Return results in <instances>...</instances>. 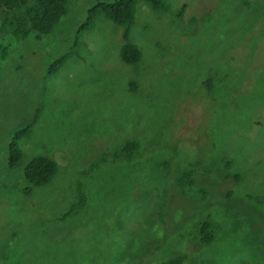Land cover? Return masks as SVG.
<instances>
[{
  "label": "rangeland",
  "instance_id": "obj_1",
  "mask_svg": "<svg viewBox=\"0 0 264 264\" xmlns=\"http://www.w3.org/2000/svg\"><path fill=\"white\" fill-rule=\"evenodd\" d=\"M115 1L68 0L51 35L0 39V264H264V0H140L131 65L122 26L81 31ZM35 117L11 169L9 145ZM129 141L141 158L112 160ZM37 156L58 169L26 196ZM86 169V205L63 219Z\"/></svg>",
  "mask_w": 264,
  "mask_h": 264
},
{
  "label": "trees",
  "instance_id": "obj_2",
  "mask_svg": "<svg viewBox=\"0 0 264 264\" xmlns=\"http://www.w3.org/2000/svg\"><path fill=\"white\" fill-rule=\"evenodd\" d=\"M140 0H116L113 3H97L88 13L87 23L81 31H91L97 20L101 17L116 25L122 26L124 44L121 48V58L127 64H136L141 59V53L137 47L132 45L129 40L130 30L134 21L136 5ZM154 10H160L163 7L161 0H144ZM68 14V0H0V39L1 37L10 38L16 42L28 40L32 35L36 39L43 36H49L59 25L61 20ZM6 45L0 43V61L6 58L8 49ZM68 55H64L50 67L49 74H56L64 65ZM37 122L35 117L24 129L17 132L9 145V167H17L22 160V151L20 141L28 137L32 128ZM141 144L139 141H129L116 154L112 155V160H120L125 163H132L141 158ZM109 156L102 153L98 161L106 160ZM97 162L90 168L97 166ZM227 168L229 163L226 165ZM58 169L55 160L45 157H35L24 169V177L27 182L23 194L28 196L36 187L48 185ZM89 169L82 171V177L77 178L76 192L77 202L73 204L63 216V219L70 217L77 210L85 207L87 197L82 178L89 172ZM235 181L239 176L234 177ZM184 177L177 182H183ZM200 243L211 244L214 241V228L210 221H204L199 224ZM184 255H176L165 264H183Z\"/></svg>",
  "mask_w": 264,
  "mask_h": 264
}]
</instances>
